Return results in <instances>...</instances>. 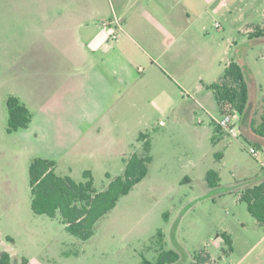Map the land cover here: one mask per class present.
<instances>
[{
	"label": "rangeland",
	"instance_id": "obj_1",
	"mask_svg": "<svg viewBox=\"0 0 264 264\" xmlns=\"http://www.w3.org/2000/svg\"><path fill=\"white\" fill-rule=\"evenodd\" d=\"M127 1L0 0V255L9 253L13 264H23L24 259L29 264H143V259L154 263L161 250L157 236L161 232L165 250L181 254L179 264H192L201 253L211 257L206 264H264V226L240 201L243 190L259 184L258 179L264 175V152L258 157L249 153L253 139L259 137L253 135L251 125L260 124L264 113V0H188L194 2L189 7L190 17L181 6L172 16L178 30L195 31L194 46L207 48L188 52L191 84L195 72H204L209 57L217 60L216 77L222 76L220 72L229 62L241 63L251 100L243 120L237 117L236 135L216 133L215 123L209 125L211 116L206 113L199 116L204 125L180 113L169 117L115 114L125 127H120L115 136L112 133L113 138L103 135L97 140L119 149L121 145L114 142L117 134L127 139L130 152L143 155V145L137 144L139 134L147 133L144 135L149 140L153 136L150 155L155 161L149 165L147 177L97 222L88 241L70 235L59 218L38 216L32 211V159L48 156L56 162L59 176L70 175L78 183L85 181V171H92L98 192L123 175L125 162L122 158L95 162L84 155L75 160L62 159L61 154L72 148L69 144L76 138L72 132L65 136L64 128L59 127L63 124L54 121L58 115L47 132H36L33 125L7 133V100L22 97L32 111H38L39 99L46 94L60 92L54 97L56 103L67 102L68 86L62 91V82H51L55 62L64 59V66H68L76 59L72 41L78 30H120L110 17L112 10L118 11ZM143 1L152 3L145 15L138 16L146 22L155 20L154 6L160 0ZM137 8L134 5L128 10L132 25ZM198 30H205L204 38ZM246 30L262 36L251 39L244 34ZM59 34V42L54 41L52 38ZM61 37L67 38V51L58 47ZM229 39L236 43L231 48ZM39 84L45 87L38 89ZM191 97L198 99L192 92L185 95L186 99ZM210 102L208 107L214 111L216 122L221 115L215 99ZM160 121L168 127L159 126ZM167 130L169 136L164 133ZM209 171L220 175L216 189L207 184ZM223 234L231 237L232 251Z\"/></svg>",
	"mask_w": 264,
	"mask_h": 264
},
{
	"label": "crops",
	"instance_id": "obj_2",
	"mask_svg": "<svg viewBox=\"0 0 264 264\" xmlns=\"http://www.w3.org/2000/svg\"><path fill=\"white\" fill-rule=\"evenodd\" d=\"M177 2L179 0H160L154 6L157 12L156 19L146 22L141 18L142 16L138 15H145L144 11L152 2L130 0L118 11L112 10L110 18L120 27V30H78L72 41L76 59L68 62V66L67 63L64 66V59L61 61L59 59L55 62V72L54 69L52 70L54 80L50 81L62 82L63 85L60 86L62 91L67 86L69 88L67 102L62 105H58L54 98L60 92L55 95L51 93V96L46 94V97L39 99L38 111L37 109L32 111L22 97H17L32 113L33 118L29 126L34 125L36 132L38 130L47 132V128L52 123L51 120L57 115L59 117L54 121L57 124H63L59 127L64 128L65 136L68 138L67 132H72L76 140L69 144V146L73 145L70 150L67 149L61 154L62 159L75 160L84 155V157L96 160L95 162L107 158H122L123 162L128 160L136 152H130L126 138H120L116 134L117 138L114 142L121 145L122 148L119 149H116L110 142L104 143L97 140L103 135H106L105 138H111L112 133L115 136V132L120 127H125L119 124L120 119L116 116L120 113L137 112L144 115L152 113L163 117L180 113L187 116L190 121L192 119L195 121L197 118L198 125H204L205 121L199 116L200 113H206L209 117L211 116L209 125L214 124L216 117L208 105L211 104L210 101L213 98L216 101V98L214 92L207 86L217 83L233 61L223 67V71L220 72V74L223 72L222 76L219 78L216 77L217 60L209 57V54V59L204 63V72H195L194 83H190L192 72L188 52L207 48L203 45L199 47V44L194 46L192 33L195 32L194 30H178V24L172 17L173 13L181 6L189 18V7L194 2L188 0H180V4ZM134 5L138 8L136 9L137 16L133 17L136 22L132 25L128 10ZM107 27L113 28L111 25ZM58 32L62 33V30ZM197 32L204 38L205 30ZM250 33L251 30H246L244 34L251 38ZM60 35L52 39L59 42ZM66 40L67 38L61 37L62 42L58 44V47L64 51L69 49L64 47ZM234 44H236L234 40H228L230 48ZM179 49L183 51L180 54ZM209 50L213 51L212 48ZM48 78L50 79V76ZM44 87L45 85L39 84L38 89ZM41 91L40 95L43 96L44 91ZM190 92L196 94L198 99L194 97L186 99L185 95ZM51 100H53L52 103ZM240 117L242 121L243 118ZM143 121L144 119L141 121L142 126ZM159 126L166 128L168 124L160 121ZM164 133L167 136L170 135H168V130ZM141 134L147 133L141 132L139 135ZM154 140L155 138L150 136L152 150ZM253 140L255 143L252 146L256 147L259 152H264V138L258 137ZM137 144L143 145V142L138 138ZM39 158L52 160L48 156ZM263 178L264 175L258 179L259 182L264 180Z\"/></svg>",
	"mask_w": 264,
	"mask_h": 264
},
{
	"label": "trees",
	"instance_id": "obj_3",
	"mask_svg": "<svg viewBox=\"0 0 264 264\" xmlns=\"http://www.w3.org/2000/svg\"><path fill=\"white\" fill-rule=\"evenodd\" d=\"M261 36L252 34L251 38ZM207 88L215 94L220 115L245 116L250 102V90L239 63L231 62L221 79ZM6 104L7 133L13 134L26 129L33 118L30 110L15 96L9 97ZM251 127L256 135L264 138V113L260 124L252 123ZM215 131L221 135L223 133L216 124ZM139 140L143 142V155L135 153L125 160L123 175L114 179L103 192L95 189L94 177L90 171H85L83 173L85 181L78 183L70 176H59L54 161L35 158L29 168L34 214L50 219L59 218L70 235L81 241H88L94 235L97 222L113 211L119 201L147 177L149 165L153 162L150 155L151 143L148 135L141 134ZM107 177L110 178L109 175ZM206 181L209 188L216 189L220 186L221 178L217 172L209 171ZM240 201L246 203L248 212L259 225L264 226V180L244 189ZM157 236L162 243L157 260L151 263L143 259V264H179L181 254L174 250H165L164 234L159 232ZM222 237L229 246V251H232L231 237L227 234H223ZM201 254L195 256L192 264H206L211 260L209 253L207 257ZM0 264H13L11 255L3 252L0 255ZM23 264H29V261L24 259Z\"/></svg>",
	"mask_w": 264,
	"mask_h": 264
},
{
	"label": "built area",
	"instance_id": "obj_4",
	"mask_svg": "<svg viewBox=\"0 0 264 264\" xmlns=\"http://www.w3.org/2000/svg\"><path fill=\"white\" fill-rule=\"evenodd\" d=\"M239 115H233V114H227V115H221V117L216 120L215 124L220 128V130L227 134L234 136L237 133V117ZM199 123H201V120H199ZM249 153L253 157H258L259 156V150L251 146L249 148Z\"/></svg>",
	"mask_w": 264,
	"mask_h": 264
}]
</instances>
